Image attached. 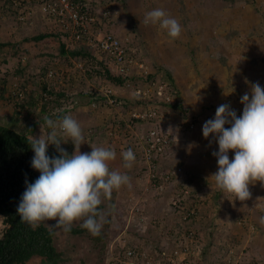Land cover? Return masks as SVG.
Segmentation results:
<instances>
[{
	"label": "rangeland",
	"instance_id": "rangeland-1",
	"mask_svg": "<svg viewBox=\"0 0 264 264\" xmlns=\"http://www.w3.org/2000/svg\"><path fill=\"white\" fill-rule=\"evenodd\" d=\"M46 1L0 0V124L90 171L72 209L36 213L59 264H264V0H82L91 39L139 52L129 73L102 60L120 84L60 52L86 46Z\"/></svg>",
	"mask_w": 264,
	"mask_h": 264
},
{
	"label": "trees",
	"instance_id": "trees-1",
	"mask_svg": "<svg viewBox=\"0 0 264 264\" xmlns=\"http://www.w3.org/2000/svg\"><path fill=\"white\" fill-rule=\"evenodd\" d=\"M62 32L70 36L69 32ZM46 36L39 34L33 39ZM60 52L95 61V68L100 67L108 80L122 83L95 58L92 48L67 50L61 44ZM95 68V73L103 74ZM166 77L172 80L171 75ZM62 112L56 117H61ZM29 134L0 124V218L5 226L0 235V264H26L33 257H39L45 264H59L61 254L54 246V233L36 223L35 216L37 212L64 213L72 209L78 195L90 192V171L83 163L39 143Z\"/></svg>",
	"mask_w": 264,
	"mask_h": 264
},
{
	"label": "built area",
	"instance_id": "built-area-1",
	"mask_svg": "<svg viewBox=\"0 0 264 264\" xmlns=\"http://www.w3.org/2000/svg\"><path fill=\"white\" fill-rule=\"evenodd\" d=\"M44 4V9L49 16L59 20L61 29H64L62 31L69 32L75 42H81L82 45L92 48L96 59L101 61L104 58L110 59L126 73H129V69L133 66L143 67L141 61H139V52L131 45L128 38H121L115 35L114 32L108 31L104 32L100 38L95 37L91 39L92 34L90 36L89 34L95 29V26L100 27L103 23L102 19H100L101 17H97L86 4L75 0H48ZM104 17L106 18L107 14ZM47 76L53 77V72H49ZM144 81L145 83H149L147 76H144ZM153 84L155 86V83L151 82V85ZM161 92L163 93V86L159 85L153 89L149 87L146 89L136 87L134 90V94H150L154 97L160 95ZM64 129L65 127L62 124L60 130ZM151 134L153 135L154 132H151ZM155 139L157 141L160 140L159 136H156ZM127 253L128 255H132L134 251L129 250ZM174 254L176 257L178 252L174 251ZM181 254L188 255L186 248L180 249L179 255ZM180 259L182 261L185 260V256H180ZM176 264H179V262H176Z\"/></svg>",
	"mask_w": 264,
	"mask_h": 264
},
{
	"label": "clouds",
	"instance_id": "clouds-1",
	"mask_svg": "<svg viewBox=\"0 0 264 264\" xmlns=\"http://www.w3.org/2000/svg\"><path fill=\"white\" fill-rule=\"evenodd\" d=\"M131 43V42H130ZM65 111V110H64ZM64 114V113H63Z\"/></svg>",
	"mask_w": 264,
	"mask_h": 264
}]
</instances>
